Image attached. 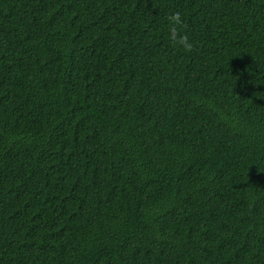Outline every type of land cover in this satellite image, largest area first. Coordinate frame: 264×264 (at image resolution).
<instances>
[{
    "label": "trees",
    "instance_id": "obj_1",
    "mask_svg": "<svg viewBox=\"0 0 264 264\" xmlns=\"http://www.w3.org/2000/svg\"><path fill=\"white\" fill-rule=\"evenodd\" d=\"M0 264H264V0H0Z\"/></svg>",
    "mask_w": 264,
    "mask_h": 264
},
{
    "label": "clouds",
    "instance_id": "obj_2",
    "mask_svg": "<svg viewBox=\"0 0 264 264\" xmlns=\"http://www.w3.org/2000/svg\"><path fill=\"white\" fill-rule=\"evenodd\" d=\"M169 32L168 39L170 43L185 52L192 51L194 44L191 42L187 34L183 33L181 29L184 26V21L179 12L171 14L168 17Z\"/></svg>",
    "mask_w": 264,
    "mask_h": 264
}]
</instances>
